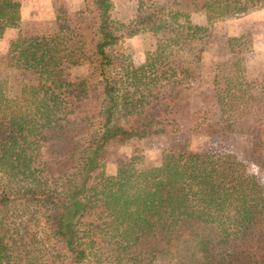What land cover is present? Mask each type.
<instances>
[{
	"label": "trees",
	"instance_id": "16d2710c",
	"mask_svg": "<svg viewBox=\"0 0 264 264\" xmlns=\"http://www.w3.org/2000/svg\"><path fill=\"white\" fill-rule=\"evenodd\" d=\"M262 8L140 0L117 20L112 0H84L53 33L12 40L0 57V264H264V186L235 156L188 146L194 134H245L264 166V80L243 66L252 34L228 38L227 60L198 83L215 26ZM21 20L20 0H0V41ZM139 35L150 47L137 66L125 42ZM85 64L86 79H63ZM152 135L173 140L159 166L107 172Z\"/></svg>",
	"mask_w": 264,
	"mask_h": 264
},
{
	"label": "rangeland",
	"instance_id": "374dc122",
	"mask_svg": "<svg viewBox=\"0 0 264 264\" xmlns=\"http://www.w3.org/2000/svg\"><path fill=\"white\" fill-rule=\"evenodd\" d=\"M22 4V20L20 27L9 29L0 41V57L6 51L9 43L21 33L24 36H42L51 34L56 29L57 16L60 11L74 13L82 9L84 0H20ZM140 0H112L117 20L131 17ZM192 21L197 25H205L208 20L204 14H193ZM250 33L253 39V50L243 63L246 76L250 80H264V8L252 13L240 20L231 19L219 23L213 29V38L209 41L204 55L203 72L206 76L200 77L198 83L206 86L210 75L217 64L227 60L222 53L226 40L230 37ZM134 62L137 66L145 63L146 51L150 47V39L147 35H139L126 40ZM89 65L72 68L64 75L65 81H81L89 75ZM77 120L76 117L73 118ZM180 140L184 141V138ZM173 140L166 136H147L134 139L107 162V172L114 174L117 171L119 161H131L137 169L146 170L159 166L164 150L170 148ZM188 146L195 153L226 154L235 156L246 166L247 172L255 181L264 186V166L259 165L253 159V140L245 134H218L208 133L194 134L189 137ZM160 243H153L147 248L161 247Z\"/></svg>",
	"mask_w": 264,
	"mask_h": 264
}]
</instances>
